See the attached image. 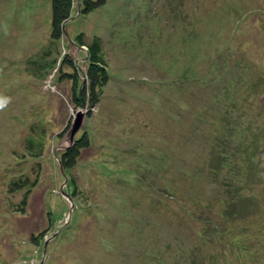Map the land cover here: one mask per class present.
<instances>
[{"label":"rangeland","instance_id":"rangeland-1","mask_svg":"<svg viewBox=\"0 0 264 264\" xmlns=\"http://www.w3.org/2000/svg\"><path fill=\"white\" fill-rule=\"evenodd\" d=\"M81 2L53 40L51 0H0V264H264V0ZM79 35L109 75L91 107L60 79Z\"/></svg>","mask_w":264,"mask_h":264},{"label":"trees","instance_id":"trees-1","mask_svg":"<svg viewBox=\"0 0 264 264\" xmlns=\"http://www.w3.org/2000/svg\"><path fill=\"white\" fill-rule=\"evenodd\" d=\"M108 0H82L81 2V13L87 14L95 9L103 7ZM51 33L50 36L53 40H59L63 35V23L71 18L73 12V0H51ZM85 36L79 35L76 41L83 46L87 47V60L85 62V70L77 67L74 63V60L71 58H66L67 65L72 69L71 72L62 71L60 74V79H71L73 82L72 93L70 96L71 104L74 107H84L88 104L90 107L98 103L99 98L102 93L103 87H105L109 82V75L107 70L106 62L102 56V40L101 37L95 36L90 42H87ZM82 70V76L80 71ZM226 131L231 134L234 133L231 123H226ZM69 128L67 129V131ZM254 140L248 139L247 147ZM37 141L32 138L28 140L27 151L30 155L39 157L41 151L43 150L42 145L40 148L37 145ZM240 145L245 146L244 143ZM239 145H236L237 148ZM90 147L89 138L87 135H83L77 138L72 146H69L60 157V164L65 171H71L75 166L78 165L79 159L81 157L82 151ZM215 149L218 148L214 145ZM256 151V150H254ZM220 155V154H219ZM255 155V154H254ZM252 155V158L254 157ZM221 160L222 155H220ZM35 185V182L29 181V178L25 180H13L11 182L10 190L15 191L23 188H27L26 194L22 199V203L26 205L27 198L32 187ZM241 186V184H238ZM242 187V186H241ZM241 197V195L239 196ZM229 201V200H228ZM225 205H228V202H225ZM24 207V206H23ZM232 212L227 211L223 217L228 219L231 216ZM221 223V221H220ZM216 233H221L220 225L218 224V229H215ZM43 237L45 234H42ZM38 239V238H37ZM211 239V238H210ZM221 239V244L223 243ZM218 255H222L218 253Z\"/></svg>","mask_w":264,"mask_h":264},{"label":"water","instance_id":"water-1","mask_svg":"<svg viewBox=\"0 0 264 264\" xmlns=\"http://www.w3.org/2000/svg\"><path fill=\"white\" fill-rule=\"evenodd\" d=\"M85 117H86V114L83 111H79L77 115L75 116L71 129L69 130V140H70L69 146H72L74 144L75 135L82 127Z\"/></svg>","mask_w":264,"mask_h":264}]
</instances>
